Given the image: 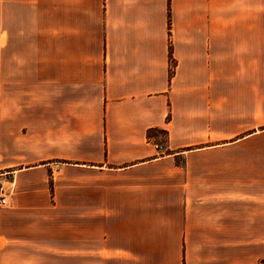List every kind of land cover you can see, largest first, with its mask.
<instances>
[{
	"label": "crops",
	"instance_id": "1",
	"mask_svg": "<svg viewBox=\"0 0 264 264\" xmlns=\"http://www.w3.org/2000/svg\"><path fill=\"white\" fill-rule=\"evenodd\" d=\"M29 3L0 0V264H239V233L264 241V0H41L16 31Z\"/></svg>",
	"mask_w": 264,
	"mask_h": 264
},
{
	"label": "rangeland",
	"instance_id": "2",
	"mask_svg": "<svg viewBox=\"0 0 264 264\" xmlns=\"http://www.w3.org/2000/svg\"><path fill=\"white\" fill-rule=\"evenodd\" d=\"M6 12H12L14 17H30L29 22L25 20V22L22 23H14V29L16 31H33L37 28V26L41 29V0H30L29 5L26 4H20L17 6H14L13 8H7L5 10ZM157 138H164L165 135L162 132H156ZM156 138V139H157ZM41 166H37L36 168H30L29 172L25 173L26 180L23 185L15 186L14 196L16 197L17 193H28V192H40L41 187L38 188V182H41V168H38ZM8 171H12L5 174H0V176L3 179L9 178L8 176L14 174L15 168H9L4 169ZM2 171V170H0ZM71 175L67 173V171H56L54 173V176L59 178L61 180L60 183H57L55 186L56 190V197L59 204H61V207L65 209L70 208V192H71ZM27 180L30 181V185L27 184ZM5 181V180H4ZM52 181V179H51ZM50 181V184H51ZM53 182V181H52ZM6 182H4V189L5 191H9V189L5 188ZM51 189L46 185L45 189L46 191H49L50 194H53L54 187L53 184H51ZM75 191V188H74ZM12 206L15 205V199L12 202ZM0 208H6V207H0ZM245 235V237H243ZM238 261L239 264H264V241L262 240L261 233H239V248H238Z\"/></svg>",
	"mask_w": 264,
	"mask_h": 264
},
{
	"label": "trees",
	"instance_id": "3",
	"mask_svg": "<svg viewBox=\"0 0 264 264\" xmlns=\"http://www.w3.org/2000/svg\"><path fill=\"white\" fill-rule=\"evenodd\" d=\"M169 73H171V70L169 71ZM156 132H162L164 135L166 133L165 130L161 129V128H158V127H152V128H149L147 131H146V136L147 138H155L156 139Z\"/></svg>",
	"mask_w": 264,
	"mask_h": 264
},
{
	"label": "built area",
	"instance_id": "4",
	"mask_svg": "<svg viewBox=\"0 0 264 264\" xmlns=\"http://www.w3.org/2000/svg\"><path fill=\"white\" fill-rule=\"evenodd\" d=\"M9 201L7 199V192L4 187L0 184V206H8Z\"/></svg>",
	"mask_w": 264,
	"mask_h": 264
}]
</instances>
